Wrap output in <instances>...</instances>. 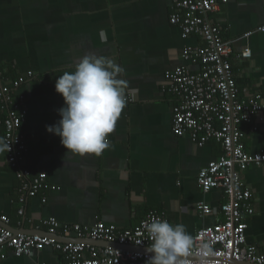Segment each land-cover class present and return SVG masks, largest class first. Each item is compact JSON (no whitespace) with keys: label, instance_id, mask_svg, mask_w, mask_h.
I'll return each instance as SVG.
<instances>
[{"label":"crops","instance_id":"1","mask_svg":"<svg viewBox=\"0 0 264 264\" xmlns=\"http://www.w3.org/2000/svg\"><path fill=\"white\" fill-rule=\"evenodd\" d=\"M170 0H0V72L8 80L34 75L21 92L25 97V167L43 175L47 188L24 205L19 216L18 182L4 162L0 128V218L15 234L51 237L44 220L81 226L98 221L126 231L146 213L157 210L192 235L222 220L200 218L195 205L204 201L217 209L226 201L220 190L202 194L198 171L221 156L214 142L199 147L171 131L173 99L162 92L165 73L181 64L186 47L202 41L181 37L168 22ZM209 19L222 26L232 46L230 63L240 90L264 89V0H228ZM251 32L249 38L246 33ZM248 48L249 59L238 58ZM107 57L123 69L126 106L108 136L110 147L99 156L66 154L60 138L47 126L60 119L64 105L55 82L73 72L84 56ZM4 113L0 112V118ZM257 130L252 132L251 127ZM240 141L249 154L264 152V122L241 125ZM251 190L252 216L246 242L264 255V165L243 174ZM41 196L46 203H41ZM0 225H3L0 222ZM55 239L73 243L71 237ZM90 241V240H89ZM95 248L108 244L94 242ZM89 246V245H88ZM111 248L147 252L135 248ZM148 253V252H147ZM51 248L15 258L6 252L0 264H61Z\"/></svg>","mask_w":264,"mask_h":264},{"label":"built area","instance_id":"2","mask_svg":"<svg viewBox=\"0 0 264 264\" xmlns=\"http://www.w3.org/2000/svg\"><path fill=\"white\" fill-rule=\"evenodd\" d=\"M228 0H170L168 22L179 29L181 37L195 36L200 46L186 47L181 54V64L165 73L162 92L174 104L171 108V131L177 138H188L202 147L214 142L221 156L202 167L196 183L202 194L220 190L226 201L217 209L204 201L195 205L200 218L221 215L222 220L213 226L202 227L193 235V253L184 264H264V255L246 242L245 218L254 213L252 193L242 174L251 168L264 165V152L249 154L240 141L241 125H251L253 120L264 122V89L240 90L233 75L230 58L231 44L223 38V28L209 19L220 4ZM264 33V25L256 29ZM251 32L244 35L251 36ZM251 52L245 48L238 58L249 59ZM27 72L8 80L0 72V118L4 162L13 170L18 182L19 216L24 214L28 199L38 196L47 188L43 175L33 174L25 167L27 153L25 123V97L21 88L33 81ZM257 130L256 126L251 131ZM9 145V149L6 147ZM41 203L46 197L41 196ZM166 219L164 214L151 209L141 222L123 231L115 225L98 221L93 224H60L44 220L42 224L50 235L87 239L119 247L146 250L152 241L145 230L151 218ZM5 223L4 218H0ZM203 245V249L201 248ZM211 252H208V248ZM51 248L62 255L61 264H146L150 253L116 249L95 248L82 243H61L50 237L14 234L0 225V259L10 252L15 258L29 256L34 251Z\"/></svg>","mask_w":264,"mask_h":264},{"label":"clouds","instance_id":"3","mask_svg":"<svg viewBox=\"0 0 264 264\" xmlns=\"http://www.w3.org/2000/svg\"><path fill=\"white\" fill-rule=\"evenodd\" d=\"M122 72L111 59L90 55L84 56L73 72L58 76L55 91L64 105L57 110L60 119L47 126V131L60 138L65 155L99 156L110 147L107 138L127 103L123 82L118 79ZM145 230L152 241L146 264H184V259L194 254L193 237L183 224L153 217Z\"/></svg>","mask_w":264,"mask_h":264},{"label":"water","instance_id":"4","mask_svg":"<svg viewBox=\"0 0 264 264\" xmlns=\"http://www.w3.org/2000/svg\"><path fill=\"white\" fill-rule=\"evenodd\" d=\"M3 224V223H2ZM3 227H5L6 229H8L6 226H5V224H3L2 225ZM9 230V229H8ZM9 231H11V230H9ZM12 232V231H11ZM14 233V232H13ZM15 234V233H14ZM51 237H54V239H61L62 237H59V236H57V235H50ZM71 238H72V240H74L73 241V243H82V244H85V245H89V246H96V245H94L95 243H92L91 241H89V240H87V239H83V240H80V239H77V237L75 236V235H71ZM104 244H106V243H104ZM111 246L112 245H109L108 244V247H110L111 248Z\"/></svg>","mask_w":264,"mask_h":264},{"label":"trees","instance_id":"5","mask_svg":"<svg viewBox=\"0 0 264 264\" xmlns=\"http://www.w3.org/2000/svg\"><path fill=\"white\" fill-rule=\"evenodd\" d=\"M34 76V75H33ZM18 78V77H17ZM28 83V82H27ZM22 128H23V126H22Z\"/></svg>","mask_w":264,"mask_h":264}]
</instances>
